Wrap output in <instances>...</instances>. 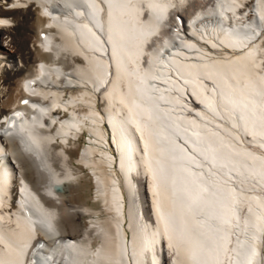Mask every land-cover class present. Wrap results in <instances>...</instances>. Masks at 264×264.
Wrapping results in <instances>:
<instances>
[{
  "label": "bare ground",
  "instance_id": "1",
  "mask_svg": "<svg viewBox=\"0 0 264 264\" xmlns=\"http://www.w3.org/2000/svg\"><path fill=\"white\" fill-rule=\"evenodd\" d=\"M97 1L0 0V264H264V0Z\"/></svg>",
  "mask_w": 264,
  "mask_h": 264
},
{
  "label": "rangeland",
  "instance_id": "2",
  "mask_svg": "<svg viewBox=\"0 0 264 264\" xmlns=\"http://www.w3.org/2000/svg\"><path fill=\"white\" fill-rule=\"evenodd\" d=\"M87 182H88V188L84 192L85 199L81 200V201H77L75 203V205L81 204L79 202H82V201L86 202V203H88L89 205H92V206L95 205L94 203H92V202H94L93 199H92V196H94V189L92 188V184L90 183V180H88ZM96 206H98V205H96Z\"/></svg>",
  "mask_w": 264,
  "mask_h": 264
}]
</instances>
